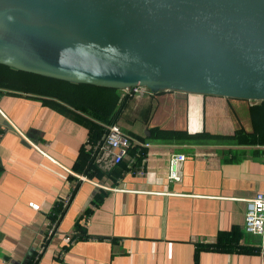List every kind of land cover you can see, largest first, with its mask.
I'll return each instance as SVG.
<instances>
[{
	"label": "crops",
	"instance_id": "0c3cea01",
	"mask_svg": "<svg viewBox=\"0 0 264 264\" xmlns=\"http://www.w3.org/2000/svg\"><path fill=\"white\" fill-rule=\"evenodd\" d=\"M124 96L115 123L151 146H133L109 170L95 165L101 174L91 177L78 161L89 129L70 113L111 123L53 97L0 92V264H264V238L245 229L246 201L264 190V144L233 138L239 128L253 131L250 107L259 101L178 90ZM153 128L220 136L161 140ZM178 152L186 159L171 182ZM59 205V234L44 241Z\"/></svg>",
	"mask_w": 264,
	"mask_h": 264
},
{
	"label": "water",
	"instance_id": "95a60500",
	"mask_svg": "<svg viewBox=\"0 0 264 264\" xmlns=\"http://www.w3.org/2000/svg\"><path fill=\"white\" fill-rule=\"evenodd\" d=\"M0 63L73 83L264 100V0H0Z\"/></svg>",
	"mask_w": 264,
	"mask_h": 264
},
{
	"label": "trees",
	"instance_id": "16d2710c",
	"mask_svg": "<svg viewBox=\"0 0 264 264\" xmlns=\"http://www.w3.org/2000/svg\"><path fill=\"white\" fill-rule=\"evenodd\" d=\"M0 87L53 97L107 123H115L117 121V115L120 112L118 102L120 100L122 103L126 98L125 96L123 98L120 97L118 89L113 87L90 83H73L65 79L14 69L3 63H0ZM45 101L62 112H69L64 105L55 101ZM70 115L87 125L89 129V142H95L102 138L106 130L104 126L93 121H86L80 116L77 117L71 113ZM250 115L253 131L246 133L242 128H239L233 138L238 142L264 144V100L251 105ZM151 131L152 136L161 140H203L220 136L209 132L193 134L188 131L164 130L160 128H153ZM78 159L82 165V167H79L80 171H85L91 177H94L95 174L100 176L101 172L95 170L96 168L91 161L90 152L86 151L85 147L80 150ZM60 210L63 211L61 205L57 206L55 214Z\"/></svg>",
	"mask_w": 264,
	"mask_h": 264
},
{
	"label": "built area",
	"instance_id": "2783aa9c",
	"mask_svg": "<svg viewBox=\"0 0 264 264\" xmlns=\"http://www.w3.org/2000/svg\"><path fill=\"white\" fill-rule=\"evenodd\" d=\"M122 96H137L141 94H152L147 87L144 86H131L121 89ZM156 94V93H153ZM105 133L102 138L96 142H90L89 152L91 161L94 165L103 167L106 170L111 169L113 166L119 164L123 160L130 158L129 150L133 146H137L140 151L143 148L151 146L150 141H135L128 134H126L119 124L111 123L105 125ZM186 159L185 153H173L169 158V170L168 178L171 182H178L181 180L180 165ZM147 157L142 156V163L140 164V169L138 170L140 174L144 173V165ZM136 161V160H135ZM134 163V161H133ZM130 159V164H133ZM79 179L87 180L92 183L95 181L91 180L87 176L77 174L73 172ZM74 191V190H73ZM73 191L68 197H65L62 201V207L66 208L71 201ZM247 210L245 215V229L251 234H255L264 238V190L256 194L252 198L247 199ZM33 207L38 208L37 204H32ZM63 210V209H62ZM64 211H58L54 218L50 220L47 224V230L44 235V241L51 238L52 236L59 234L58 224L59 220ZM79 234L78 230L67 234L65 239L68 243L73 242L76 236ZM263 244V243H262ZM46 242L41 245L38 249V254H41L45 249Z\"/></svg>",
	"mask_w": 264,
	"mask_h": 264
},
{
	"label": "rangeland",
	"instance_id": "374dc122",
	"mask_svg": "<svg viewBox=\"0 0 264 264\" xmlns=\"http://www.w3.org/2000/svg\"><path fill=\"white\" fill-rule=\"evenodd\" d=\"M2 91L22 92V91H15V90H12V89H8V88L0 87V92H2ZM24 93H25V92H24ZM223 122H224V124H226L225 122H227V120H226V119H225V120H222V123H223ZM208 123H209V125H210V124H213V125H214V128H213V129H214L215 131L218 130V128L216 127L218 121H216V120H214V119H209V120H208ZM225 131H228V130H224V128L221 129V132H225Z\"/></svg>",
	"mask_w": 264,
	"mask_h": 264
}]
</instances>
